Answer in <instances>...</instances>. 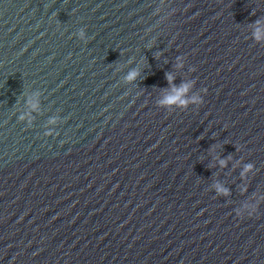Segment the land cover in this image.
<instances>
[{
  "label": "water",
  "instance_id": "obj_1",
  "mask_svg": "<svg viewBox=\"0 0 264 264\" xmlns=\"http://www.w3.org/2000/svg\"><path fill=\"white\" fill-rule=\"evenodd\" d=\"M257 21L264 0H0V264H264Z\"/></svg>",
  "mask_w": 264,
  "mask_h": 264
},
{
  "label": "clouds",
  "instance_id": "obj_2",
  "mask_svg": "<svg viewBox=\"0 0 264 264\" xmlns=\"http://www.w3.org/2000/svg\"><path fill=\"white\" fill-rule=\"evenodd\" d=\"M257 23V28H256V30H255V32H254V37L257 39V40H264V26H262L261 25V22L260 21H257L256 22ZM136 75V73H129V77L128 78H134V76ZM169 79L171 80L172 79V77L171 76H169ZM191 87V84L189 83V84H186V85H184L181 89H179L178 91H180V92H184V91H186L188 88H190ZM193 102H197V103H200V102H202V98H193ZM33 107H36V105L35 104H33ZM221 163L223 164L224 162L223 161H221ZM252 165H247L246 167H245V172H247V171H251L252 170ZM223 190V189H222ZM223 191H226V190H223Z\"/></svg>",
  "mask_w": 264,
  "mask_h": 264
}]
</instances>
